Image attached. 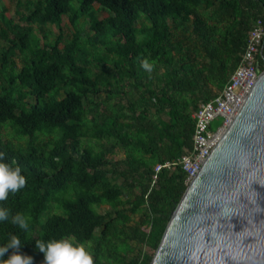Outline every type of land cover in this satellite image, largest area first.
I'll list each match as a JSON object with an SVG mask.
<instances>
[{"label": "trees", "instance_id": "obj_1", "mask_svg": "<svg viewBox=\"0 0 264 264\" xmlns=\"http://www.w3.org/2000/svg\"><path fill=\"white\" fill-rule=\"evenodd\" d=\"M16 8L11 19L0 1V153L27 183L0 202L10 209L0 246L15 234L20 254L44 264L36 241L71 237L93 264H150L188 186L180 166L154 168L192 152L191 116L240 65L249 32L264 24V0H30ZM101 10L108 16L99 19ZM34 26L58 36L43 31L41 44ZM257 63L264 71V47ZM117 149L124 158L113 163ZM102 206L110 212L98 213ZM17 213L27 230L11 223ZM132 246L146 251L132 257Z\"/></svg>", "mask_w": 264, "mask_h": 264}, {"label": "water", "instance_id": "obj_2", "mask_svg": "<svg viewBox=\"0 0 264 264\" xmlns=\"http://www.w3.org/2000/svg\"><path fill=\"white\" fill-rule=\"evenodd\" d=\"M150 264H264V71L187 186Z\"/></svg>", "mask_w": 264, "mask_h": 264}, {"label": "built area", "instance_id": "obj_3", "mask_svg": "<svg viewBox=\"0 0 264 264\" xmlns=\"http://www.w3.org/2000/svg\"><path fill=\"white\" fill-rule=\"evenodd\" d=\"M263 47L264 24L259 20L248 34L240 65L223 90L213 100L201 104L198 110L192 114L191 118L194 122L192 152L184 154L176 163L156 165L154 168L155 173L160 172L163 168L180 166L187 175V184H190L253 88L260 73L257 55H262ZM216 118H221L222 123L219 128L212 131L209 127ZM154 180H156L155 175Z\"/></svg>", "mask_w": 264, "mask_h": 264}, {"label": "clouds", "instance_id": "obj_4", "mask_svg": "<svg viewBox=\"0 0 264 264\" xmlns=\"http://www.w3.org/2000/svg\"><path fill=\"white\" fill-rule=\"evenodd\" d=\"M142 67L151 72L153 65L144 60ZM4 160L5 154L0 153V202L7 200L9 193L19 192L27 183L26 177L21 174V168L12 167L3 162ZM9 217L10 209L0 207V221H8ZM11 223L23 230L29 227L28 221L19 213L11 215ZM21 246L19 237L12 234L8 243L0 246V264H32L31 257L20 254ZM36 248L44 254V264H93L92 256L85 246L76 243L71 237L48 241L37 240ZM9 249L13 251L7 259H4Z\"/></svg>", "mask_w": 264, "mask_h": 264}, {"label": "rangeland", "instance_id": "obj_5", "mask_svg": "<svg viewBox=\"0 0 264 264\" xmlns=\"http://www.w3.org/2000/svg\"><path fill=\"white\" fill-rule=\"evenodd\" d=\"M0 1H1L2 4H4V6L6 7V10H7V16H8L9 18H11V19H15V20H16V19L18 18V15H16V10H17L16 6H17V2L19 1V2H21V3L24 5L26 1H30V0H0ZM94 7H95V9H98V8H99L98 5H95ZM18 11H19L20 13L27 14V12H26V7H24V6H22V8H20V10H18ZM106 16H108V13H107L106 11H102V10H101V11L98 13V17H99V19H103V18H105ZM20 24H21V23H20ZM143 24H144V23H143ZM140 25H141V24L138 23V24H137V28H139ZM24 26H25V25H24ZM62 27H63V33H64L65 35H69L70 32H71V28H70V26H69V24H68V20H67V18H63V21H62ZM33 28H34L35 31L37 32V35H38L39 38H40L41 44H43L44 41H45V40L43 39V37H42V33H43V31H45V32H51V33L49 34V36H48V39H49V40H54V39L58 36V31H57L56 28H52L51 30L46 29V28H38V27H36V26H34ZM83 28H84L85 31L87 30V26H86V25H84ZM40 30H42V31H40ZM17 62H18V61H17ZM18 65H19V64H18ZM127 90H128V88L126 87V88L124 89V91L126 92ZM210 90H211V93H213V94H218V93H219V91H218L217 89H215L214 87H212V86L210 87ZM103 98H104V95H102V96L100 97V99H98V101L103 100ZM135 99H137V97H135L134 100H135ZM117 100H118V99H116L115 101H117ZM115 101H114V102H115ZM221 123H222V119H221V118H216V119H214V120L211 122L209 128H210L212 131H215L217 128L220 127ZM123 158H124L123 152L120 151L119 149L116 150V153H115V154L109 156V160H111L113 163H114V162H117V161H120V160H122ZM97 212L100 213V214H106V212H110V210H109L108 207H106V206H102V207H99V208L97 209ZM51 213H57V214H60V212H55V211H53V212H51ZM139 220H140V214H139V213L136 214V215H132V216H131V222H130V225L135 226V225L139 222ZM132 248H133V251H132V253L130 254L132 257L135 256V255H137L138 252L141 251V250H145V251H146V249H143V248H141L140 246H132Z\"/></svg>", "mask_w": 264, "mask_h": 264}]
</instances>
